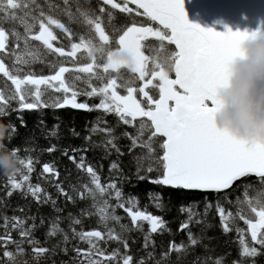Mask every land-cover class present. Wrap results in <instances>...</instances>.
<instances>
[{
    "label": "snow or ice",
    "instance_id": "obj_1",
    "mask_svg": "<svg viewBox=\"0 0 264 264\" xmlns=\"http://www.w3.org/2000/svg\"><path fill=\"white\" fill-rule=\"evenodd\" d=\"M76 2V13H73L72 0H63V8L46 0L48 11L38 0H0V74L4 78L0 81L3 85L0 87V116L8 114L13 102L17 105L13 110L18 112L70 107L114 114L119 124L135 129L134 133L125 131L122 135L131 141L129 152L135 148L142 150L135 157L137 178L149 179L156 185L220 193L232 189L234 183L243 178L255 177L259 187L252 183L242 186V198L237 197L235 212L219 203L216 208L223 231L237 233L240 259L232 264H245L248 258L260 255L264 250V142L238 138L214 123V113L219 107L215 90L228 82V66L236 56L242 55V42L259 34L260 30L249 33L227 27L224 31L202 28L188 21L184 0H97L95 9L83 7L79 0ZM116 12L123 14L126 20L119 27L112 23ZM54 13L66 15L69 23L84 26L87 35H78ZM141 17L150 23L145 24L138 19ZM5 22L13 26L6 29ZM16 25L23 28V33ZM109 27L111 34L107 31ZM61 36L68 41L67 48ZM150 39L157 43H150ZM146 50L154 54L145 55ZM6 60L10 63L6 64ZM35 64L47 67L49 74L35 72ZM121 69L130 74L127 79L121 76ZM80 96L96 98L99 102L94 105L79 102ZM101 121L103 117H98L91 133H104L106 149L123 155L116 144L115 129L100 128ZM16 131L12 125V136ZM50 135H56V131ZM13 150L20 166L6 176L7 195L10 197L14 191H20L38 204L50 202L57 212L61 211L39 184L30 183V174L38 161L30 155L20 157L19 147ZM55 150V145L47 149L48 152ZM24 151L30 152L27 148ZM64 154L68 155L67 151ZM68 158L89 177L88 183L81 186L82 191L73 187L80 199L92 200L94 212L82 210L81 215H96L100 227L78 231L75 226L82 221L70 214L69 235L60 228L57 217L46 236L59 234L62 240L50 250L39 246L32 235L36 225H28L27 220H35V217H0V228L4 230L0 234V248L4 249L2 255L8 264L26 254L25 244L30 246L32 257L37 261L54 252L61 243L67 245L70 240H77L87 244V248L78 245L72 248L78 264H149V261L167 264L172 253L179 259L189 247L201 243L199 237L188 231V243L169 242L159 260L155 259L153 251L139 260L134 259L128 254L129 244L124 233L132 229L142 231L146 222L144 248H154L152 234L163 233L165 221L139 209L136 198L125 199L115 179L102 183L96 170L85 164L83 156L78 163L75 155ZM114 170H119L115 161L109 171ZM153 172L157 173L154 178L149 175ZM45 173L53 178L59 176L49 163L42 166L41 175ZM55 187L69 202H75L60 184ZM112 198L116 200L115 205L110 204ZM151 198L158 209H163L159 195ZM117 208L127 213L132 228L120 224L121 217L115 214ZM181 210L189 213L188 221L180 225V231H185L195 214L191 209ZM237 221H243L246 228L239 227ZM109 222L119 224L120 231L110 227ZM12 231L18 232L19 240L12 238ZM110 241L122 245L124 251L118 247L107 252L101 245ZM9 245H15V251L8 250ZM61 250L68 251L67 247ZM223 259L207 258L211 264H223Z\"/></svg>",
    "mask_w": 264,
    "mask_h": 264
},
{
    "label": "trees",
    "instance_id": "obj_2",
    "mask_svg": "<svg viewBox=\"0 0 264 264\" xmlns=\"http://www.w3.org/2000/svg\"><path fill=\"white\" fill-rule=\"evenodd\" d=\"M38 2L44 6V10L48 11L46 0H38ZM51 3L59 5L63 8V0H50ZM79 4L85 8L97 7V0H79ZM77 2L72 0L71 10L76 13ZM60 18L66 25L71 27L78 35H87V29L75 22L69 23L68 17L60 13H54ZM145 24L150 23L145 18H138ZM126 22L123 14L116 12V19L112 22L115 26L119 27ZM107 24V20H105ZM13 25L8 22L4 23V27L10 28ZM17 30L23 33V28L16 25ZM109 34L112 33V29L107 28ZM59 35V31L57 30ZM62 43L67 48L68 41L61 36ZM78 42V40H77ZM152 44L157 42L154 40L149 41ZM37 44L39 42H33ZM55 43V42H53ZM115 47V44L112 45ZM170 48L174 46L169 45ZM148 56L154 53L145 51ZM49 60L54 57H48ZM9 64L10 61H5ZM33 70L38 74H49V69L42 64L33 65ZM129 73L126 69H121V76L125 79L129 77ZM4 78L0 76V81ZM10 84V81H9ZM3 85L0 84V87ZM121 94H124L121 90ZM79 102H87L90 105H94L99 102L98 99H89L85 96L78 97ZM17 107L13 102L11 107L7 110V115L0 116V121L5 124L15 125L17 131L13 134L10 142L5 141V144L9 149L19 147V156L26 157L30 155L34 160L38 161L34 165V171L30 174V183L33 185L39 184L53 200L56 201V208L61 211L57 212L53 205L49 203H37L30 195L24 196L20 191H14L9 197L7 195V177L0 173V217H35V220L28 219L27 224H35L36 228L33 232V237L39 241V246L48 249H53L54 246L62 240L61 235L55 237H47L46 234L49 230L50 224L57 217L60 218L59 226L71 235L69 228L70 219L72 217H78L81 219L82 224L75 227L79 231L81 228L84 231H89L100 227L98 224V217L96 215H81L82 210L93 211L91 207V198L80 199L77 192L73 191L75 187L78 191H82V185L88 183L89 177L86 172L77 169L68 156L75 155L77 163L80 158L84 157L86 165H91L101 178L102 183H108L109 180L115 179L117 186L124 195V198L129 197L136 198L138 207L141 210L160 216L163 218L166 224V230L163 233L152 234V239L155 241L154 248L150 246L147 250L144 248V236L148 231V224L145 222L143 230L132 229L124 233L125 238L129 244L128 254L132 255L134 259L139 260L141 257H146L148 251H153L156 260L160 259L162 251H166L169 242L175 241L177 244L183 242L188 243V231H191L195 236L199 237L201 243L195 247H189L185 254H182L178 259L176 253H172L169 257L167 264H211L208 257L215 260L217 257H223V264H232L234 260H239V244L237 242L238 237L235 230L225 233L221 227L220 217L217 213V204L219 203L226 210L232 212L236 211L237 197L242 198L243 185L252 183L257 188L259 185L256 183V179L252 177L244 178L241 181L235 183L232 189L224 193H197L187 192L183 189H174L171 187L156 185L150 182L149 179H138L136 175V163L135 157L140 155L142 150L135 148L129 152L131 141L122 135L123 132L134 133L135 129L127 125L119 124L117 117L114 114L104 115L100 111H85L65 108H42L38 110H23L14 111ZM98 117H103V121L99 123L100 128L112 127L115 129L114 134L118 137L116 144L119 146L123 155H118L113 149H106L105 140L106 136L102 132L96 134L91 133V129L97 125ZM21 119L23 125L21 124ZM58 126V128H57ZM75 130L74 132L72 130ZM55 130L56 135H50ZM90 137V139H88ZM55 145V151L48 152L47 149ZM29 149L30 152H25L24 149ZM76 150L73 152V150ZM67 151L68 155H65ZM117 162L119 165L118 171L110 172V165L113 162ZM45 163L54 165L56 171L59 173L58 178H53L51 174H43L42 166ZM143 175V173H141ZM154 178L157 173L153 172L149 174ZM19 178V177H17ZM56 184H60L65 191L73 196L75 202H69L64 196L60 195ZM250 194L254 195V192L250 191ZM159 195L163 204V209H158L155 206V202L151 197ZM110 204L115 205V198L110 199ZM211 205V207H209ZM23 209V211H20ZM181 209H191L195 215L192 217V221L189 224V228L185 231H180V225L188 221V211H182ZM116 215L121 217L120 224L127 225L132 228L130 218L123 209L117 208ZM41 219L43 224H41ZM2 223V220H0ZM239 227L246 228L243 221H237ZM110 227H115L116 231H120V225L114 222H109ZM3 228H0V234H3ZM12 238L19 240L20 237L17 231L11 232ZM74 245H78L81 248H87V244L78 242L77 240H70L67 245L60 244L56 250L50 251L45 254L44 257L38 261L34 260L31 254L30 246L25 244L24 247L27 250L23 256H17L19 261H27V264H78L74 259L75 253L72 251ZM107 252H111L113 249L120 248L123 252L122 245H118L115 241H110L107 244L101 245ZM67 247L68 251L65 253L61 249ZM8 250L15 251V245H9ZM3 248H0V264H8L7 258L3 257ZM149 264H155L154 261H149ZM245 264H264V250L261 254L248 258Z\"/></svg>",
    "mask_w": 264,
    "mask_h": 264
},
{
    "label": "clouds",
    "instance_id": "obj_3",
    "mask_svg": "<svg viewBox=\"0 0 264 264\" xmlns=\"http://www.w3.org/2000/svg\"><path fill=\"white\" fill-rule=\"evenodd\" d=\"M242 55L229 64V79L215 90L219 107L215 126L248 141L264 142V32L250 36L241 44ZM12 125L0 121V173L9 175L19 168L10 142ZM12 264H21L15 259Z\"/></svg>",
    "mask_w": 264,
    "mask_h": 264
},
{
    "label": "water",
    "instance_id": "obj_4",
    "mask_svg": "<svg viewBox=\"0 0 264 264\" xmlns=\"http://www.w3.org/2000/svg\"><path fill=\"white\" fill-rule=\"evenodd\" d=\"M184 10L190 23L205 29L224 31L227 27L233 31L264 32V0H184Z\"/></svg>",
    "mask_w": 264,
    "mask_h": 264
}]
</instances>
